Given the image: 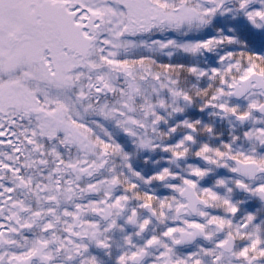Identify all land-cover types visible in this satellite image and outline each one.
I'll return each instance as SVG.
<instances>
[{
    "label": "snow or ice",
    "instance_id": "snow-or-ice-1",
    "mask_svg": "<svg viewBox=\"0 0 264 264\" xmlns=\"http://www.w3.org/2000/svg\"><path fill=\"white\" fill-rule=\"evenodd\" d=\"M0 264H264V0H0Z\"/></svg>",
    "mask_w": 264,
    "mask_h": 264
},
{
    "label": "flooded vegetation",
    "instance_id": "flooded-vegetation-1",
    "mask_svg": "<svg viewBox=\"0 0 264 264\" xmlns=\"http://www.w3.org/2000/svg\"><path fill=\"white\" fill-rule=\"evenodd\" d=\"M164 194H167V193H164Z\"/></svg>",
    "mask_w": 264,
    "mask_h": 264
}]
</instances>
